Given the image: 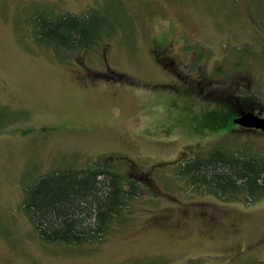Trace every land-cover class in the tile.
Here are the masks:
<instances>
[{"label": "rangeland", "instance_id": "1", "mask_svg": "<svg viewBox=\"0 0 264 264\" xmlns=\"http://www.w3.org/2000/svg\"><path fill=\"white\" fill-rule=\"evenodd\" d=\"M88 10L102 39L87 50L36 36L38 13ZM213 91L264 115V0H0V264H264V196L176 176L219 143L264 151ZM99 162L142 181L131 221L103 241L42 240L25 187Z\"/></svg>", "mask_w": 264, "mask_h": 264}, {"label": "trees", "instance_id": "2", "mask_svg": "<svg viewBox=\"0 0 264 264\" xmlns=\"http://www.w3.org/2000/svg\"><path fill=\"white\" fill-rule=\"evenodd\" d=\"M40 14L33 20L42 43L84 51L102 39L99 19L91 10L81 15ZM236 59L235 68L243 65L241 57ZM237 105L241 103H231L236 109ZM247 109L251 108L242 110ZM178 165L176 176L185 178L191 189L231 200L255 201L264 196V151L219 143L196 151ZM141 187L142 181L123 169L99 162L86 169L71 167L44 174L32 187H25L23 208L44 241H103L117 225L131 221V202Z\"/></svg>", "mask_w": 264, "mask_h": 264}, {"label": "flooded vegetation", "instance_id": "3", "mask_svg": "<svg viewBox=\"0 0 264 264\" xmlns=\"http://www.w3.org/2000/svg\"><path fill=\"white\" fill-rule=\"evenodd\" d=\"M177 74V73H176ZM183 82L185 83V81L183 80ZM184 85V84H183ZM185 85H186V83H185ZM184 85V86H185ZM200 92H202V90L200 91ZM205 98H207V100H209L211 103H213V102H216V103H218V104H225V103H230L229 105H230V108L233 110V109H235L236 111H234L235 112V115L234 116H236V117H239L240 115H241V113L243 112V107H241V106H238L237 105V109L236 108H233L232 106H231V103H241L240 101H237V100H234L233 99V97L232 96H230V95H226V96H224V95H219V94H217L215 91H213V93H211V92H209V94L208 95H206V96H204ZM247 110H253V109H247ZM246 111V110H245ZM256 112V111H255ZM264 116V115H263ZM237 125H239V126H241L242 128H247V129H252V130H256V128H254V127H247V126H243V125H241V124H239V123H237ZM258 129H260V128H258ZM257 129V130H258Z\"/></svg>", "mask_w": 264, "mask_h": 264}, {"label": "water", "instance_id": "4", "mask_svg": "<svg viewBox=\"0 0 264 264\" xmlns=\"http://www.w3.org/2000/svg\"><path fill=\"white\" fill-rule=\"evenodd\" d=\"M235 121L243 126L260 128L264 130V116L254 110H246Z\"/></svg>", "mask_w": 264, "mask_h": 264}]
</instances>
